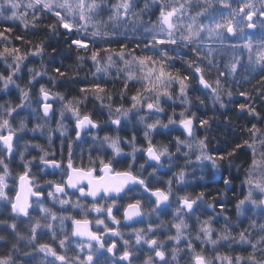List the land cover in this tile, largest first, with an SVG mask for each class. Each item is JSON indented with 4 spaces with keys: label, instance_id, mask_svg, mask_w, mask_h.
<instances>
[{
    "label": "snow or ice",
    "instance_id": "obj_1",
    "mask_svg": "<svg viewBox=\"0 0 264 264\" xmlns=\"http://www.w3.org/2000/svg\"><path fill=\"white\" fill-rule=\"evenodd\" d=\"M139 2L0 0V64L4 68L0 71V95L11 97L13 90L18 94L16 99L0 100V208L8 213L5 219H0V231L7 233L0 234V245L6 246L0 253V264H29V261L35 264H180L181 259L184 264H264V219H261L264 217V128L258 123L250 127L245 124L241 132L247 138L239 142L227 138L218 140V145H225L223 150H210L207 134L214 117L199 120L205 135L198 136L197 117L195 112L189 114L192 101L188 95L192 81H197L201 90L207 92L208 102L224 109V97L230 102L234 94L228 78H233L238 86L240 82L234 78L243 68L246 83H251L249 77L259 76V79L250 90L238 91L246 102L239 103L237 111L246 112L257 121L264 119L252 102L253 92L264 100V0H144L142 7L138 6ZM146 13H155L156 19L145 21ZM46 18H51L52 23L43 24ZM17 22L25 31L39 30L43 24L50 35L35 42L24 35L13 36ZM257 29L258 39L246 32ZM237 35L240 42L232 43ZM53 36L62 37L68 49H75L76 56L74 68L71 65L53 67L51 71L55 75H50L45 57L48 63L56 59L57 48L47 53ZM15 41L29 47L22 50ZM113 43L118 46L114 47ZM228 50L232 57L221 71L220 61ZM30 57L40 58L38 67L27 66ZM86 60L92 62L94 71L90 75L94 79L79 88L80 96L68 97L37 79L47 77L53 87L58 84V78L76 80ZM177 60L181 68L175 67ZM26 66L28 78L21 84ZM213 69L216 78L209 80L207 75ZM69 71L73 73L71 76ZM101 75L105 78L104 84L96 82ZM87 78L86 75L83 79ZM109 81L113 86L120 82L117 92L107 88ZM38 83L39 88L33 95ZM133 85L135 90L130 93ZM89 96L106 110L104 125L112 127L113 134L100 136L101 123L92 118V113L81 112L80 106ZM117 96L119 103L115 102ZM196 99L207 106L204 98ZM125 100L129 101L127 105ZM177 101L181 105L179 113L174 107ZM55 102L60 104L59 109L54 107ZM168 102L172 103L173 110L165 122L162 117ZM26 110L27 114L21 116ZM57 112L59 116L53 128L50 121ZM67 113L74 118L75 140H68L65 164L63 138L68 135L64 123ZM30 120L34 121L31 128ZM225 123H231L230 118L225 117ZM125 124L131 135L122 137L120 131ZM173 126L182 129L183 138L174 136L168 143L154 142L157 134H164L161 130L172 131ZM92 130L96 131L91 135L87 162L81 149L77 164L74 144L82 139V133ZM56 132L62 138L60 159L53 149ZM138 132L143 144L138 143ZM28 133L32 134L31 139L24 140ZM39 137H46L47 144L33 142ZM30 148L39 155L27 158ZM92 152L97 155L93 156ZM17 153L23 170L14 174L10 164ZM242 153L245 159L237 163ZM141 156L143 161L137 165ZM181 159L183 163L178 164ZM37 164L39 175L32 171ZM118 164L125 166L117 168ZM209 167L223 181V187L210 199L203 190L195 193L187 190L193 186L189 175L198 184L205 181V170ZM174 168L176 171H172ZM232 168L243 172L239 184L243 194L233 192L235 219L228 215V192L233 191ZM161 169L172 174L161 180ZM57 173V179L41 181V177H56ZM154 181L159 186H153ZM45 188L47 200L53 205L58 203L59 209L46 206ZM69 190H73L72 194L79 193L76 200L71 199ZM129 192H133V197L123 207L122 220L131 230L125 238L120 230L121 219L114 215V209L119 210L118 200ZM81 198L91 199L85 202ZM36 209L38 214L33 215ZM72 210H79L80 218ZM169 210L167 221L149 220L146 227H131V223H143L153 215L159 218L169 214ZM89 213L96 214L97 230L91 227ZM68 221L70 232L66 230ZM106 221L116 227H110ZM21 224H24L23 231ZM162 229L166 233L163 240L159 238ZM48 234L51 242H41L40 236ZM112 237H118L119 241L112 239L108 243ZM73 241L75 248L70 249ZM54 244H58L60 251ZM221 248L226 250L222 252ZM237 248L239 252H235ZM141 252L145 253L142 261ZM21 256L28 260H21Z\"/></svg>",
    "mask_w": 264,
    "mask_h": 264
},
{
    "label": "trees",
    "instance_id": "obj_2",
    "mask_svg": "<svg viewBox=\"0 0 264 264\" xmlns=\"http://www.w3.org/2000/svg\"><path fill=\"white\" fill-rule=\"evenodd\" d=\"M143 2L144 1L140 0L138 6L142 7ZM103 15L106 17L107 12H105ZM150 18H152V20L153 19L155 20L156 19L155 13L152 14L148 19H146L145 15L143 17V19L145 21H148ZM48 23H52L51 18H46L43 21V24H48ZM43 24L41 25L39 30L25 31L17 22V24L14 28L13 36L19 34V35L26 36L29 40H32L34 42L38 41V40L43 39L44 37L50 35L48 33L47 29H45L43 27ZM15 43L18 46H20L22 48V50L29 47V45L21 44L20 41H15ZM133 45H134V42H133ZM133 45H130V47ZM113 46L117 47L118 45L116 43H113ZM97 47H100V45H97ZM52 48H57L58 53L56 54V59L53 63H48V57L47 56L45 57V63L47 64L50 75H55V73H53L51 71L53 67H58L61 65L65 66V67H67L69 65L73 66V68L75 67V56H76L75 49H68L67 45L65 43H63L62 37H60V38H57L55 36L51 37L50 43L47 45V53L51 54ZM182 51H185V50H182ZM82 54H84V53H82ZM188 54L190 55V53H188ZM84 55H87V54H84ZM39 64H40V58L39 57H30L29 60L27 61V66H37L38 67ZM222 65H225V63H224V61L221 60L220 61V67H222ZM27 66L24 69L23 79H21L19 81L21 84H24L28 78ZM175 67L181 68V64H180L179 60L176 61ZM223 68H224V66H223ZM62 70H64V69L62 68ZM0 71H4L2 64H0ZM92 71H94V69L92 67V62L90 60H86L84 62L82 69L79 71V76L76 80H67L65 78H58V84L55 87H53L51 84H48V78L47 77H44L43 79H41V78H37V79L39 80V83L47 84V86L52 88L53 91L64 93L68 97H74V96H80L81 95L79 92V88L82 85H87V84L93 82L94 78L90 75V73ZM181 71L183 72L184 69H181ZM72 74H73L72 71H69V76H71ZM211 74L216 78V75H215L216 70L215 69H213ZM86 75L88 78H87V80H84L83 78ZM236 75L240 78L241 77L244 78L243 77V76H245L244 69L241 68L240 71ZM215 78H212V79H215ZM249 79L251 80V83L245 82V84H244L245 87H241L242 89H240V91L250 90L252 85H254L256 83V80L259 79V76H256L255 79H251V77H249ZM96 82L104 84L106 81H105V78L101 75L99 80ZM39 83L36 84L35 88L33 89V95H35L36 89L39 88ZM120 87H121V84L119 81L116 82L115 86H113V84L110 81L107 82V88L113 92H117ZM134 90H135V86L133 85L129 89V92L131 93ZM193 90H196L197 93ZM17 95L18 94L14 90V91H12L10 98L16 99ZM188 95L192 101V107L191 108L195 110L196 117H197L195 124L198 127L197 131H196L198 136L203 137L205 135L204 131L200 129L199 120L203 119V118L214 117V119L212 120V123H211V131L207 134L209 137V149L210 150H217L218 148L220 150H223L225 145H223V144L218 145L217 144L218 140H223V139L227 138L233 142H239V139L247 138V134L241 132V128H243V126L245 124H247L250 127L252 123H258L259 127L264 128V119H260L259 121H257L255 117H249L246 112L244 114L238 113L237 105L239 103H245L246 101L244 98L241 99L240 97H234L233 96V98H232L233 100L231 99L230 102L229 101L226 102V108L221 109L220 107H217L216 105L213 106L211 103L208 102L207 92L199 89L197 81H192ZM198 96L205 99V104L207 105L206 107L201 105L199 103V101L196 99V97H198ZM252 96H253L252 102L255 104L257 112H259L261 114V116H264V100H261L260 98H258L257 94L255 92L252 93ZM2 99H4V97ZM6 99H8V97ZM115 102L119 103V97L118 96L115 98ZM124 103H125V105H127V103H129V101L125 100ZM54 104H55V107H58L60 105L56 102ZM98 106H99V102L95 101L91 96H89V98L80 106V110L82 113L83 112L92 113V118L94 120L98 121L99 118L101 117V114L99 113V110H98L100 108ZM164 107L166 109V115L169 114V112L171 113L173 110V105L171 102H168L167 104H165ZM174 107L176 110L177 107L176 106H174ZM26 114H27L26 112L20 113V115H22V116H25ZM225 117L230 118L231 123L226 124L225 123ZM66 126L70 127V129H71V124L69 122L66 123ZM200 130H201V132H200ZM179 134H173V135L174 136H181ZM164 138L172 140V138H170V135H167V134L164 135ZM164 138H162V137L156 138L155 137L154 141L164 143L166 141ZM181 138H182V136H181ZM26 140H29L28 137H26ZM53 140H55V137H53ZM33 142L39 143V141H37V140H34ZM45 142L46 141L43 139L41 144L46 145L47 143H45ZM53 145H54V143H53ZM53 147H55V146H53ZM29 151H30V149L28 150V155H30ZM16 156H17V154H16ZM14 158L12 159L11 165L14 162ZM243 159H245V155L242 153L241 156L237 159V163H239ZM179 164H182V163H179ZM226 167H227V165H225V168ZM17 172L18 171L16 170L15 173H17ZM189 173H191V169H189ZM212 174H213V172H212ZM224 174L229 175V172L225 171ZM230 174L233 177V191L228 192V200L230 201V203L228 204V215H230L232 217L234 214V217H235V208H234L235 201H234L233 192L237 191L241 194V191L239 189V184H240V179L243 176V172L242 171L237 172V170L235 168H232ZM205 177H206L205 181H200L198 184L195 183L194 181H193L194 183H192L191 182L192 177H190L189 183H191L193 186L188 188L187 190L195 193V191H201V190H199V188L203 187L204 191H206L208 196H210V197L214 196L216 191L223 187V181L219 179V174L215 178L210 177L208 175V171L205 172ZM208 178H210V179H208ZM207 180H211V182L207 183L206 182ZM213 181H218V182H213ZM205 183H206V187H205ZM2 210L3 209L0 208V211H1L0 213H3ZM217 210H218V208H217ZM4 213H6L8 215L7 212L4 211ZM1 217H2V215H0V219H1ZM218 224H219V222L217 223V225ZM244 224H245V222H244ZM192 226H193V228H195V223L192 222ZM243 226L244 225H241V227H243ZM236 231H237V229H236ZM0 234L7 235V233H5L3 231H0ZM8 238H9V240L12 239V237L10 235ZM40 241L43 242L45 240H40ZM5 248H6L5 245H0V253L5 251ZM29 264H32V262H29Z\"/></svg>",
    "mask_w": 264,
    "mask_h": 264
},
{
    "label": "rangeland",
    "instance_id": "obj_3",
    "mask_svg": "<svg viewBox=\"0 0 264 264\" xmlns=\"http://www.w3.org/2000/svg\"><path fill=\"white\" fill-rule=\"evenodd\" d=\"M141 1H144V0H141ZM233 6H235V4L233 5ZM217 7H219L218 5H217ZM152 14H154V13H152ZM151 14V15H152ZM151 15H149L148 13H146L145 14V16H146V19H148ZM152 19V18H151ZM154 20V19H153ZM248 31V34H252L253 35V38L254 39H258L259 38V29H257V30H255V31H252V30H247ZM231 42L232 43H239L240 42V40H239V35H238V37H236V38H233L232 40H231ZM218 47V46H217ZM228 57V58H225V57ZM223 57H224V59H222V60H224V63L226 64V63H228L230 60H231V57H232V53H231V50H228L224 55H223ZM227 59V61L225 62V60ZM245 60H246V57H245ZM224 69V68H223ZM216 75V74H215ZM207 78L209 79V80H211L212 78H215L212 74H209V75H207ZM212 80H214V79H212ZM177 87V89H178V85L176 86ZM14 91V90H13ZM4 97V99H6L7 97L6 96H2V95H0V100H3L2 98ZM8 98H10V97H8ZM232 98H233V96H232ZM231 98V99H232ZM224 100H225V103L227 102V101H229V99L225 96L224 97ZM233 100V99H232ZM56 103H58V102H56ZM59 104V103H58ZM35 106V105H34ZM174 106H176L177 108H176V112L177 113H179V111L181 110V105L179 104V102L177 101L176 102V105H174ZM217 107H219V105H216ZM55 107V106H54ZM59 107H60V105L58 106V107H55L56 109H59ZM99 108H100V105L98 106ZM97 108V107H96ZM98 109V108H97ZM99 110V113L101 114V117L99 118V121H100V123H104V121H106L107 120V112H106V110H104V109H98ZM27 111L28 110H26L25 112L27 113ZM191 112H195V110L194 109H192L191 108V111L189 112V114H191ZM172 113V112H171ZM170 112H169V114H171ZM22 116V115H21ZM58 116H59V113L57 112L53 117H52V119H51V121H50V124H51V126L53 127V128H55V126H56V124H55V122H56V119L58 118ZM167 116H168V114L166 115L165 114V116H163L162 117V119L166 122L167 121ZM177 119H179V117L177 116ZM67 122H69L70 124H71V129H70V127H67L66 126V123ZM34 123V121H29V127H31L32 126V124ZM64 123H65V126H66V128H67V133H68V135L66 136V137H64L65 139L67 138V140H69V139H72V140H74V135H73V133L72 132H70V131H72V127H73V123H74V118L71 116V114L70 113H67L66 114V117H65V120H64ZM126 126H127V129H129V127H128V125L127 124H125ZM108 127V126H107ZM124 129H125V126L123 127ZM197 126H196V131H197ZM70 130V131H69ZM129 131V130H128ZM161 132H163L164 134H157L155 137L157 138V137H162V138H164V135L165 134H167V135H170V138H172L173 139V137H174V135L173 134H179V135H181L182 134V129H179L177 126H173V130L172 131H168V132H164V130H161ZM200 132H201V130H200ZM54 134H58V137H55L56 138V140L57 141H60V139H61V137H60V135H59V133L58 132H56V133H54ZM110 134H113V130L110 132ZM128 134H129V136L131 135V132L129 131L128 132ZM137 135H138V143H140V144H143L144 143V141H143V138H142V135L138 132L137 133ZM31 136H32V134H30V135H28L27 137H28V139H31ZM54 137V136H53ZM183 138V137H182ZM43 139L46 141L45 143H47V140H46V137H39L38 139H37V141H39V143H42V141H43ZM166 141L164 142V143H168L170 140L169 139H167V138H164ZM155 142V141H154ZM20 143L22 144L23 143V141H20ZM91 145H92V141H91V143H90ZM173 150H174V147H173ZM30 155H28V152L26 153V156H27V158H31L32 156H37L38 155V151L37 150H33V149H31L30 148ZM139 155V154H138ZM193 159H194V157H193ZM181 161H183L182 159H181ZM205 163H207V162H205ZM35 166H37V165H34L33 166V168H32V171H35ZM10 167H11V169H12V172L15 174V171L17 170L18 172H20V171H22L23 169H22V166L20 165V162H19V156H18V153H17V156H15V158H14V162H13V164L11 165L10 164ZM172 171H176V169L174 168V169H172ZM191 171H192V169H191ZM206 171H208V175L210 176V177H212V178H215V177H217V173H213L212 174V170H211V168L209 167L208 169H206L205 170V172ZM37 173V172H36ZM169 174L167 175V177L168 176H170L171 174H172V172H168ZM197 176H199L200 175V172H199V170L197 169ZM167 177L165 178V179H167ZM190 177H191V175L189 176V179H190ZM206 178V177H205ZM191 182L192 183H194L193 182V180L191 179ZM9 184H10V186L12 185V181L10 180L9 181ZM174 188H175V185H174ZM195 192H197V191H195ZM10 195L12 194V192L10 191V193H9ZM241 194H243V192H241ZM209 198H211L210 196H208ZM72 200H76V199H72ZM145 203V207H148V205H147V201H145L144 202ZM235 205V204H234ZM3 209V208H2ZM73 211V213L75 214V215H77V218H80V216H79V210H72ZM217 211H219V208H218V210ZM1 212V211H0ZM2 212H3V215H2V217H1V219H5L6 217H7V214L6 213H4V209L2 210ZM106 215V214H105ZM168 215H170V210H169V214ZM96 216V214L95 213H89V215H88V218L90 219L91 217H92V220H93V225H95V221H94V217ZM156 215H153V216H151V217H147V218H145V220H144V227L145 226H147V223L149 222V220L152 222V223H154V221H155V219H156ZM203 218V217H202ZM232 218L233 219H235L236 218V215H235V217H234V214H233V216H232ZM261 219H264V217H261ZM247 220L245 219V225L247 224ZM106 223H108L109 224V226L110 227H114L115 225H112L111 224V222L110 221H106ZM193 223H195L194 222V220H193ZM220 223H222V220L221 221H219V224ZM216 225V227H219L220 225ZM66 225L68 226V227H70L71 225H70V221H68V222H66ZM96 227H98L97 225H95ZM116 227V226H115ZM20 228H21V231H23L24 230V224H21L20 225ZM237 231H239V229H237ZM51 237V235H42V236H40V240H45V241H43V242H48V240H49V238ZM159 237H161L162 238V240L164 239V235H163V229L161 230V234H160V236ZM112 238H114V239H116V240H118L119 241V238L118 237H112ZM47 240V241H46ZM42 242V241H41ZM55 246V245H54ZM56 247V246H55ZM168 247H169V249L171 248V243L169 242L168 243ZM57 248V250L58 251H60V249H59V247H56ZM70 248H72V249H74L75 248V241H73V243L70 245ZM226 249L225 248H221L220 249V251H225ZM240 251V249L239 248H237V249H235V252H239ZM69 253H72V251L70 250L69 251ZM213 255H214V253H213ZM41 257H42V254H41ZM21 260H28V258H26V257H19ZM40 257H38L37 259H39ZM29 262H32V264H34L35 262L34 261H29ZM180 264H184V260L183 259H181V261H180Z\"/></svg>",
    "mask_w": 264,
    "mask_h": 264
},
{
    "label": "flooded vegetation",
    "instance_id": "obj_4",
    "mask_svg": "<svg viewBox=\"0 0 264 264\" xmlns=\"http://www.w3.org/2000/svg\"><path fill=\"white\" fill-rule=\"evenodd\" d=\"M254 31V30H252ZM246 32L248 33V31L246 30ZM238 37V35H237ZM99 121V120H98ZM100 122V121H99ZM112 127H107L104 125V123L102 124L101 123V129L99 130V135L100 136H103L105 133H109L112 131L111 129ZM129 129H127V126L125 125V129L122 128L121 131H120V135L123 137V136H129L128 134V131ZM96 130H92V132H88V131H85L84 133H82V139L80 141H76L75 144H74V150H75V162L77 164H79L80 162V159H81V149H83V159L85 162H87V159H88V154H89V147L91 146V135L92 133H94ZM74 135V140H75V124L73 123V127H72V131H71ZM62 139V138H61ZM61 139L60 141H57L56 138L54 141V145L55 147H53L55 153H56V158L57 159H60L61 158ZM67 144H68V140L67 138H63V156H64V161H65V164H66V160H67V154H68V148H67ZM93 156H96L97 153L96 152H92L91 153ZM139 156V155H138ZM143 161V157H139V159L137 160V165H139V163H141ZM126 164V162H125ZM125 164H118L116 167L117 168H121V167H124ZM35 171H33V173L39 175L38 173V165L35 166ZM150 171V169H149ZM37 172V173H36ZM169 173L166 172V170H162L160 171V179L161 180H164L167 175ZM145 175H147V173H145ZM59 176V173H57V176L56 177H53V176H44V177H41V181L43 182V180H47V179H57ZM153 186H159V185H156L155 181L153 182ZM47 191L48 189L45 188L44 189V197H45V202H46V206H50V207H54L55 209H59V205L58 203L53 205L52 202L50 200H47ZM135 191V190H134ZM73 193V190H69V194H70V197L71 199H76L78 196H79V193L78 192H75L74 194ZM142 194V190H141V193ZM129 197H133V192H129L127 193L125 196H123V198L119 199L118 202H117V208L119 210H116L114 209V215L118 218V219H121V225H120V230L122 232L125 233V238H127V234L130 232V228L129 227H125V222L122 220V215H123V207L131 202V200L129 199ZM67 198V197H66ZM136 198H139V196H137ZM81 199H84L85 202L87 201H90L91 198H81ZM146 201V199H145ZM144 201V202H145ZM110 202V201H109ZM163 215V214H162ZM90 220H92V217L90 218ZM93 221V220H92ZM131 223V222H129ZM144 223V222H143ZM143 223H131V227H136V228H139V227H144V224ZM91 227L93 228V230H97V227L95 225H93V222H92V225ZM115 227V226H114ZM146 227V226H145ZM67 231L70 232L71 230V226L66 228ZM99 230L102 232L103 231V228L100 227ZM50 235V234H49ZM160 238V237H159ZM114 239V238H111L108 240V243H111V240ZM47 241V240H46ZM48 242H51V237L49 238ZM56 247H59L58 244H54ZM118 247L121 248L122 250V243H119L118 244ZM144 248L146 249L147 246H144ZM72 249V248H70ZM72 253H69V255H71ZM86 254V253H85ZM144 256H145V253L144 252H141L139 253V259L140 261H142L144 259ZM134 264H138V262H134Z\"/></svg>",
    "mask_w": 264,
    "mask_h": 264
},
{
    "label": "bare ground",
    "instance_id": "obj_5",
    "mask_svg": "<svg viewBox=\"0 0 264 264\" xmlns=\"http://www.w3.org/2000/svg\"><path fill=\"white\" fill-rule=\"evenodd\" d=\"M225 58H228V57L226 56ZM223 59H224V57H223ZM222 61H224V60H222ZM226 61H227V59L225 60V62H226ZM223 66H224V65H222V67H220L221 71L225 70V69H223ZM243 77H244V76H243ZM234 80L240 82L238 86H237L236 83L233 81V78H231V77L228 78V82L231 83L232 90H233V93H234L233 96H234V97H240L241 99H243V97H241V96L238 95V91H240V89H242L241 87H245V86H244V84H245V80H244V78H242V77L240 78V77H238L237 75L235 76ZM198 86H199V84H198ZM199 89H201V86H199ZM193 91L196 92V90H193ZM196 93H197V92H196ZM31 127H32V126H31ZM31 127H30V128H31ZM111 129H112V128H111ZM112 130H113V129H112ZM30 134H31V133L25 134L23 139L26 140V137H27L28 135H30ZM53 136H54V137H58V134H53ZM38 155H39V153H38ZM38 155H37V156H38ZM177 163L179 164V163H183V162H182L181 160H179V161H177ZM37 165H38V164H37ZM189 169H191V168H189ZM208 179H210V178H208ZM206 182L209 183V182H211V180H207ZM10 188H11V186H10ZM199 190H203V191H204V188H203V187H200ZM205 192H206V191H205ZM235 192H237V191H235ZM237 193L240 194L239 192H237ZM12 195H14V192H12ZM240 195H241V194H240ZM234 201H235V198H234ZM36 214H38V209H36V210L33 212V215H36ZM235 215H236V213H235ZM169 219H170V215H168V214H163V215H160L159 218L156 217L154 223H159L160 220H165V221H167V220H169ZM244 222H245V220H244ZM163 235H164V236L166 235V233L164 232V230H163ZM160 239H162V238L160 237Z\"/></svg>",
    "mask_w": 264,
    "mask_h": 264
}]
</instances>
